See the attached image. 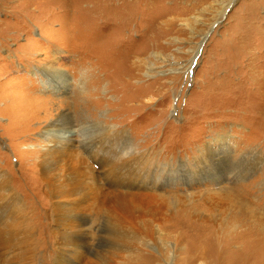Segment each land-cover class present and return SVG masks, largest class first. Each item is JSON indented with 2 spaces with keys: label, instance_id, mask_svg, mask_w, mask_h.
<instances>
[{
  "label": "rangeland",
  "instance_id": "374dc122",
  "mask_svg": "<svg viewBox=\"0 0 264 264\" xmlns=\"http://www.w3.org/2000/svg\"><path fill=\"white\" fill-rule=\"evenodd\" d=\"M1 179L0 264H264V0H0Z\"/></svg>",
  "mask_w": 264,
  "mask_h": 264
},
{
  "label": "bare ground",
  "instance_id": "6f19581e",
  "mask_svg": "<svg viewBox=\"0 0 264 264\" xmlns=\"http://www.w3.org/2000/svg\"><path fill=\"white\" fill-rule=\"evenodd\" d=\"M41 70V69H40ZM53 71V70H52ZM41 73V75H45L47 78V81H56L57 80V76L56 75H51V74H44L43 72H40ZM57 120H58V118H57ZM61 121V120H60ZM63 126V125H62ZM51 128V127H50ZM49 128V129H50ZM67 133V135H65ZM72 133V131L71 130H67V129H65L64 130V128H62V127H60V129H56L55 131L54 130H51L50 132H49V134H47V142H49L52 146H51V148H48V149H46V152H45V156L46 157H52V156H55V154H57V161H56V163L53 161V163H51V162H49V164H45L47 161H48V158H43L42 160H41V164L43 165V167H46V171H47V173H45V174H47L48 175V177L50 178V179H47L46 178V181H47V184H48V186H49V188H48V194H51L52 196L51 197H55L54 199L56 200L55 201V203L57 204V203H59L58 205H57V208L59 209L60 207L62 208L63 207V202L61 201H59V200H57L58 198H65V197H70V195L71 194H87L86 193V191H85V187L84 186H82V184H81V181H79L78 179H76V180H78V181H72V180H69V181H64L65 180V178H64V176H65V170L64 171H62V169H61V167H59V171H60V173H59V171H58V164H60L61 162V160L62 159H64V158H62V156L66 153V151L68 150V148H72L73 146H72V143H71V138H69V136H70V134ZM62 135H64V136H62ZM83 141H82V145L84 144V147L85 148H87V150L89 151V152H91L92 153V156L91 157H99V159H100V156L102 155L101 154V150H103L104 148H103V144H102V140H103V138L102 137H100V136H97V137H93L92 139H90L89 141H87L86 140V138H83L82 139ZM48 143V144H49ZM83 147V146H82ZM110 147V146H109ZM103 148V149H102ZM107 149H108V147H107ZM106 149V151L105 152H107L108 150ZM62 151V152H61ZM132 151V150H131ZM59 152H61V153H59ZM133 152V151H132ZM131 153V152H130ZM135 153V152H134ZM133 154V153H132ZM109 155V154H108ZM114 156V155H113ZM129 157H128V161L129 162H133L135 159H137V157H140V155L139 156H136V155H128ZM102 157V156H101ZM105 158V157H104ZM108 158V157H107ZM105 159L106 160V162H107V160L108 159ZM105 160H104V162H105ZM109 160H110V158H109ZM64 161V160H63ZM63 161H62V163H63ZM129 162H128V164H129ZM81 164H83V162H81ZM105 164V163H104ZM123 164V163H122ZM126 164V163H125ZM107 165V164H106ZM116 165V164H115ZM129 165H131V163L129 164ZM113 166L114 165H112L111 167H109V169H105L106 171H107V174H108V178H109V174H112L113 175ZM117 166V165H116ZM82 167H86V166H82ZM116 168H118V167H116ZM116 168H114V169H116ZM73 170V169H72ZM118 170V169H117ZM43 171V170H42ZM44 173V172H43ZM84 174V173H83ZM106 174V175H107ZM114 175H116V173L114 174ZM113 175V176H114ZM111 176V175H110ZM113 176H111V177H113ZM110 177V178H111ZM126 177V176H125ZM124 177V178H125ZM107 178V177H106ZM57 179H59V180H57ZM113 179V178H112ZM56 181V182H55ZM97 181H99V180H97ZM115 184L117 183V181L115 182V181H113ZM112 182V183H113ZM111 183V184H112ZM119 183V182H118ZM117 183V184H118ZM6 185V180L4 179H1V181H0V186H1V188L3 187V186H5ZM122 186H123V183H122ZM123 187H125V186H123ZM114 191V190H113ZM114 192H116V194L118 195V193H117V191L115 190ZM103 193V192H102ZM62 194V195H61ZM98 194V193H97ZM104 194H106V193H104ZM112 194V195H111ZM110 195L111 196H113V194H115V193H111ZM120 194V193H119ZM123 195V194H122ZM129 197V196H128ZM116 198H119V196L118 197H115V199ZM158 199V198H157ZM74 200V199H73ZM1 201H3V202H1ZM114 201H116V200H114ZM151 202V201H150ZM9 203H10V197H8L7 195H0V214H1V216L3 217V218H8V219H6V220H4V229L2 230V232H3V237H2V244H3V248L4 249H8L10 252H9V254H11L13 251V253H15L16 251L18 252V254H20L21 255V252H24L23 254H22V256H23V259H25V254H26V250H27V246H26V244H25V242H24V239L23 238H20V239H18L17 241H13L12 239H15L14 238V235H13V232L11 233V231H12V223H13V220L14 221H16V220H18L19 218L17 217V215L15 216V214H14V212L12 211V212H10V213H8L7 212V210H6V207L9 205ZM81 203V202H80ZM149 203V202H148ZM145 204V203H144ZM61 205V206H60ZM154 205V204H153ZM155 206V205H154ZM157 206V205H156ZM158 207V206H157ZM115 209V208H114ZM55 210V209H54ZM57 210V209H56ZM154 210V209H153ZM61 212H63V214L64 213H67V212H65V210H64V208H62L61 210H60ZM121 211L123 212V210L121 209ZM8 213V215L7 216H4L3 214H7ZM68 213H70V212H68ZM10 214V215H9ZM110 215V214H109ZM125 215V214H124ZM114 216V215H113ZM74 217H75V219L76 220H74L72 223H69L70 225H75V227H79L80 228V225L83 223V222H85V219L86 218H83V217H81V216H77L76 215V213H74ZM1 218V217H0ZM2 219V218H1ZM111 219H114V218H112L111 217ZM115 219H117V218H115ZM114 219V220H115ZM112 221V220H111ZM114 223V222H113ZM113 223H111L112 225H113ZM65 226V225H64ZM114 226H115V223H114ZM124 226V225H123ZM118 228V227H117ZM68 229V228H67ZM74 230H75V228H73ZM77 231V230H76ZM119 231V230H118ZM85 233V232H84ZM133 233V232H132ZM261 233H263V232H261ZM115 234V233H114ZM86 235V234H85ZM67 236V235H66ZM264 236V235H263ZM263 238V237H262ZM232 239V238H231ZM63 240H64V238H63ZM61 242H62V240H61ZM74 241H71V243H73ZM260 242V241H259ZM68 243H69V241H68ZM230 246V245H229ZM69 249V248H68ZM69 250H71V249H69ZM20 251V252H19ZM72 251V250H71ZM69 253H70V251H69ZM15 254H17V253H15ZM7 255V254H6ZM2 256V255H1ZM17 256V255H16ZM15 257V256H14ZM62 258H65V256L63 255V257H61L60 258V261L58 262V263H61V264H64L65 263V261H64V259H62ZM14 259V258H13ZM17 259V258H16ZM8 260H10V259H8ZM4 261V263L3 264H13V262L12 261ZM19 260H21V259H19ZM64 261V262H63ZM15 263V262H14ZM21 263V262H20ZM26 263V262H25ZM28 263V262H27ZM26 263V264H27ZM66 263H68V262H66Z\"/></svg>",
  "mask_w": 264,
  "mask_h": 264
},
{
  "label": "water",
  "instance_id": "95a60500",
  "mask_svg": "<svg viewBox=\"0 0 264 264\" xmlns=\"http://www.w3.org/2000/svg\"><path fill=\"white\" fill-rule=\"evenodd\" d=\"M206 38V36L204 37V39Z\"/></svg>",
  "mask_w": 264,
  "mask_h": 264
}]
</instances>
